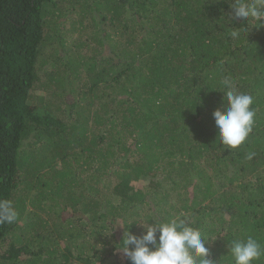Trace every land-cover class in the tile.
<instances>
[{"label":"trees","instance_id":"obj_1","mask_svg":"<svg viewBox=\"0 0 264 264\" xmlns=\"http://www.w3.org/2000/svg\"><path fill=\"white\" fill-rule=\"evenodd\" d=\"M231 3L0 0V199L18 212L0 224V246L10 240L0 260L105 264L123 252L125 232L139 236L152 219L199 228L214 264H232L233 239L264 244V27L232 37L241 21H230ZM71 13L79 20L66 28ZM46 46L56 55L50 71L41 69ZM225 78L255 110L252 132L232 150L216 140L212 115ZM33 136L46 141L27 154ZM85 170L92 187L78 194ZM166 181L174 194L160 202L143 190ZM28 207L56 219L54 231L36 213L23 222Z\"/></svg>","mask_w":264,"mask_h":264},{"label":"clouds","instance_id":"obj_2","mask_svg":"<svg viewBox=\"0 0 264 264\" xmlns=\"http://www.w3.org/2000/svg\"><path fill=\"white\" fill-rule=\"evenodd\" d=\"M230 7V21H241V27L231 31L232 37L239 38L248 32L246 25L264 27V0H232ZM222 84L225 89L223 103L212 115L216 140L224 149L232 150L241 146L252 132L254 101L250 94L239 91L228 78ZM251 157L252 154H249L248 158ZM17 218L18 212L13 202L0 199V224L13 223ZM149 221L139 223L143 229L139 236L124 233L120 247L131 264H214L207 258L208 239L199 228L192 227L179 218ZM228 253L232 264H256L264 257V244L251 236L233 239L229 242Z\"/></svg>","mask_w":264,"mask_h":264},{"label":"rangeland","instance_id":"obj_3","mask_svg":"<svg viewBox=\"0 0 264 264\" xmlns=\"http://www.w3.org/2000/svg\"><path fill=\"white\" fill-rule=\"evenodd\" d=\"M79 20V17H78V15L76 14V13H71V15L70 16H68V19H67V21L68 22H66L67 24H66V28H69L70 27V24L72 23V22H77ZM130 22V20L128 21V23ZM83 26H85V29L87 30V31H89V32H91L90 33V37H92V38H99V34H98V30H94V31H92V26H91V20H86L85 22H84V25ZM135 25H133L132 27H134ZM137 28H139V26H137ZM107 32H108V30H106ZM73 34L74 33H70L69 35H66L63 39H64V41H63V48L67 51L68 49H69V47L71 46V38L73 37ZM55 50L54 49H52V48H50V47H47L46 46V48L43 50V58H44V60L46 61V65L44 66V67H42L41 69L42 70H46V71H50L51 69H53V65H52V63H53V59H55ZM40 63V62H39ZM39 65V64H38ZM72 66H74V65H72ZM38 67V66H37ZM83 77V79L80 81L82 84L84 83V82H86L87 80H85V79H87L86 78V75H84V76H82ZM90 80H88V82H89ZM41 82V81H40ZM49 82V81H48ZM91 82V81H90ZM78 83V82H77ZM40 89H37V91H35V94H39V93H42L41 92V90L39 91ZM78 92H80L79 90H76V92L73 94V96H75ZM43 94V93H42ZM89 98H90V96H89ZM69 99H71V97L69 96ZM69 117H70V115H69ZM58 119H60L62 122H64V123H68L69 122V119L68 118H66L65 117V115H63L62 113L61 114H59L58 115ZM89 130H90V128H89V126L87 127ZM95 133H97V132H95ZM97 134H99V133H97ZM87 135H89V131L87 132ZM122 136L123 137H125V133H122ZM36 140V136H33V137H30L29 139H28V145H27V143L25 142L24 143V145H23V148H25L26 149V153L28 154V153H30L31 151H32V148H31V146H29V143H34V141ZM44 141H46V139H45V137L43 138V137H41V138H39V139H37L36 140V143L38 142H40V144H42ZM46 143V142H45ZM127 143H129V141H127ZM129 159H130V161H134L135 160V156H130L129 157ZM81 163V162H80ZM83 169H85V168H83ZM115 169V168H114ZM111 171H113V170H111ZM88 174H90V172H87V170H85L84 171V173H81V177H79V184L81 185V187H80V189L78 190V194H82L81 192H83V193H85V194H87V190H89L92 186H91V182L89 181V175ZM157 177H158V175H157ZM111 177H108V179H110ZM164 181H165V179H164ZM163 181V182H164ZM170 182V181H169ZM138 183L140 184H137V187L139 186V188H142V187H144V186H146V183H147V181L144 179V178H141L139 181H138ZM161 184H162V182H161ZM163 184H165V185H163V186H160V189L157 187H154V189L155 190H152L151 189V191H149V189H143L145 192H148L149 194H151L150 195V197L149 198H153V199H155L154 201H159L160 202V198L164 195V194H166V193H171V194H174V193H172V191H171V189H173V186L174 185H171V184H168V182L166 181L165 183H163ZM165 186V187H164ZM86 190V191H85ZM148 190V191H147ZM181 190L179 189V192H180ZM180 193H184L185 194V192H180ZM77 194V195H78ZM173 197H175V196H173ZM175 200V199H174ZM37 206V205H36ZM141 212V214H145V213H147L146 211H140ZM33 213H36L40 218H42L43 220H45V221H47V223H48V228L53 232L54 231V229H55V224L58 222L56 219H51V218H49L48 217V214L47 215H44V214H42L41 212H40V210H35V209H33V208H31V207H28L26 210H25V217L23 218V219H21L23 222H25V221H27L29 218H31L30 216H32V215H35V214H33ZM29 215V217L27 218V216ZM33 219V218H32ZM29 222V221H28ZM140 226V230H142V227H141V225H139ZM9 247H10V240L9 239H6L5 240V242L4 243H2L1 244V246H0V257L9 249ZM36 247V246H35ZM34 246H33V249H30V253L32 252V250H34V251H36V248H35ZM50 247H52L53 249H57L58 248V246H56V247H54L53 245H51ZM24 257V255H21V257L17 260V261H20L21 260V258H23ZM125 255H124V253L122 252V253H119V252H117V253H113V254H111V255H109V254H107L106 255V261H105V264H124L125 263ZM1 259V258H0ZM2 262L4 263V260L2 259V260H0V264H2ZM4 264H6V263H4Z\"/></svg>","mask_w":264,"mask_h":264}]
</instances>
